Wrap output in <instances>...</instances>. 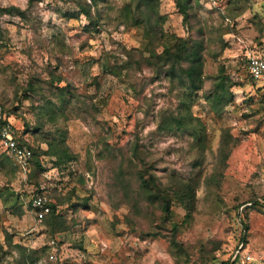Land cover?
<instances>
[{
	"label": "rangeland",
	"instance_id": "rangeland-1",
	"mask_svg": "<svg viewBox=\"0 0 264 264\" xmlns=\"http://www.w3.org/2000/svg\"><path fill=\"white\" fill-rule=\"evenodd\" d=\"M186 2L182 19L176 0H0V101L34 151L22 170L0 147V264H221L239 246L264 264V86L243 56L264 46V0ZM168 33L200 44L199 89L146 64ZM219 73L225 104L205 96ZM179 113L185 128L158 127ZM35 191L55 222L35 219ZM22 208L34 227L16 225Z\"/></svg>",
	"mask_w": 264,
	"mask_h": 264
},
{
	"label": "trees",
	"instance_id": "trees-1",
	"mask_svg": "<svg viewBox=\"0 0 264 264\" xmlns=\"http://www.w3.org/2000/svg\"><path fill=\"white\" fill-rule=\"evenodd\" d=\"M143 1L145 2L144 4L146 5L147 0H143ZM176 4L178 6V11L182 15V19H186L188 15L186 0H176ZM13 8H14L13 6H9V7H4L3 10L11 11ZM160 21H162V17L160 18ZM157 27L158 25L153 27V31H154L153 34H155L156 36V32H157V34H159L160 36H164L161 23H159V30H157L158 29ZM200 48H201L200 44L191 38L168 33L166 35L164 43H162L161 50L154 53L152 52V55L150 57L145 58L147 60L146 64L149 66L154 65L156 67L155 69L156 72L165 70L166 72H168L171 81L176 80L177 82H180L181 85H184V87L188 88L190 92L195 91L201 87L203 63L200 57V51H199ZM129 66H131L130 60H129ZM140 66H141L140 62L137 61V68H140ZM227 78H229V75L225 73H219L216 75L212 89L205 94L206 98L212 101V103L225 104L228 100L232 98V93L229 90V87L235 83L234 81H231ZM227 81L229 82L228 85H224ZM257 86H264V83H261V85H257ZM185 118L186 115L183 113H179L178 115L170 114L167 118L161 119L162 123H160L158 127L160 128L161 124L163 123L165 127H168L169 126L168 124L171 123V127L181 130L185 128L184 127ZM16 134H17L18 142L20 144L27 145L31 149L30 145L21 137V135L17 131ZM62 148L66 149V147H60V150ZM131 149H132V153L135 154L136 157H140L136 143H134L131 146ZM33 155H34V151H32L31 149L30 160L31 158H33ZM129 160L132 162V159L129 158ZM33 165L36 166V169H40L37 159L34 160ZM136 167L137 168L135 169V175L136 178L139 180V187H140V192H142V197L152 201L157 199L161 203L162 209L166 213H169L168 211L170 210L169 207L170 197L168 193H165L164 190L160 192L161 188L154 182L153 175L146 170V167L144 166L138 167L137 165ZM188 191L189 189L186 188L183 190V193L179 195L182 198V200L185 197L186 198L190 197ZM48 203L50 205V211L41 218H37L36 216L35 218L44 219L48 215L45 219L51 217L49 219L55 222L57 218V214L53 213V205H51L50 202ZM28 204L32 208L30 201H28ZM61 229L62 228L57 227L53 231H60ZM176 229H177V224L173 222L171 224L172 234L170 241L172 246L180 247V244L174 238L175 235L174 232ZM229 259L230 258H228L225 261H222L221 264H230Z\"/></svg>",
	"mask_w": 264,
	"mask_h": 264
},
{
	"label": "built area",
	"instance_id": "built-area-1",
	"mask_svg": "<svg viewBox=\"0 0 264 264\" xmlns=\"http://www.w3.org/2000/svg\"><path fill=\"white\" fill-rule=\"evenodd\" d=\"M245 69L249 78L254 82L264 83V46L252 45L245 49L244 53ZM0 147L6 150L15 163L26 170L31 157V150L25 144H20L17 140L16 130L9 117L3 112L0 101ZM34 214L41 218L50 211L49 201L42 192L35 191L29 199ZM238 247L230 256V264H262L260 257Z\"/></svg>",
	"mask_w": 264,
	"mask_h": 264
},
{
	"label": "crops",
	"instance_id": "crops-1",
	"mask_svg": "<svg viewBox=\"0 0 264 264\" xmlns=\"http://www.w3.org/2000/svg\"><path fill=\"white\" fill-rule=\"evenodd\" d=\"M2 191L0 192V199H3V202H5V200H7V196L6 193ZM21 216L18 217V221L16 223V225L21 228H30V227H34L35 223H34V219L31 215L32 211L31 210H26L22 208V212H21ZM7 214H11L9 211H7ZM35 216V215H34ZM9 217H11V215H9ZM36 219V218H35Z\"/></svg>",
	"mask_w": 264,
	"mask_h": 264
}]
</instances>
